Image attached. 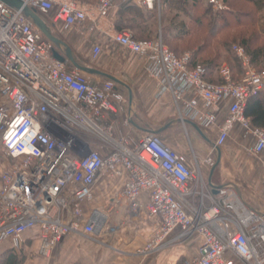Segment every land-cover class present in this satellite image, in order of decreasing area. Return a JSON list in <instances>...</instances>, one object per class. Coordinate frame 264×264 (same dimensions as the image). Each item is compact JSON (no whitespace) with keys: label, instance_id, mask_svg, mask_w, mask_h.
Segmentation results:
<instances>
[{"label":"built area","instance_id":"2783aa9c","mask_svg":"<svg viewBox=\"0 0 264 264\" xmlns=\"http://www.w3.org/2000/svg\"><path fill=\"white\" fill-rule=\"evenodd\" d=\"M15 1L20 7L0 0V248L7 245L9 251L22 253L26 235L35 230L36 255L49 261L67 238L97 235L108 222L112 228L114 213L93 210L86 216L82 206L91 200L97 176L109 174L125 178L119 202L132 217L145 212L159 220L139 255L197 238V256L183 264H264V214L228 184L208 188L201 169L215 167L213 153L239 125L253 138L249 152L264 172V129L244 116L247 103L264 90V71H253L243 50L233 47L243 77L234 81L229 69L222 68L220 82L214 84L204 79V66L189 67L191 54L176 56L161 38L136 40L128 30L111 35L142 61L156 83L155 97H171L180 122L211 129L227 105L208 154L193 164L156 134L116 137L114 121L124 98L115 84L99 85L55 60L53 44L25 14V9L53 13L64 31L85 22L102 31L118 0L94 5ZM135 2L151 8L159 0ZM206 2L213 12L226 10L222 0ZM79 134L96 142L83 141ZM176 231L177 237L169 240Z\"/></svg>","mask_w":264,"mask_h":264},{"label":"crops","instance_id":"0c3cea01","mask_svg":"<svg viewBox=\"0 0 264 264\" xmlns=\"http://www.w3.org/2000/svg\"><path fill=\"white\" fill-rule=\"evenodd\" d=\"M127 3L139 7L143 13L154 12L156 15L158 11L156 6L161 0L159 3L155 2L151 8L139 5L135 0H118L115 8L104 21L102 31L94 29L89 22L64 31L60 23H55L53 18L39 13L38 15L48 32L67 45L78 65L102 74V76L85 74L87 78L99 85L111 81L115 84L117 92L123 96L124 103L114 121L113 133L116 137L129 136L139 139L155 131L165 145L185 155L193 164L200 162L208 154L223 123L227 114V105L222 106L217 125L204 130L199 127L198 122H180L176 106L169 95H164L160 99L155 97L156 83L147 74L142 61L131 55L111 37L114 32L119 31L116 28L119 16L121 15L122 18L127 15L124 11ZM87 26L91 27V30L86 29ZM58 51L63 55L66 53L64 47H60ZM97 52L101 53L98 60L92 59ZM238 131L246 132L241 126L236 125L227 140ZM221 150L222 148L217 149L213 153L214 168L209 169L203 165L201 167L208 188L220 187L224 184L219 179V173H216L217 167L223 164ZM258 163L263 171L259 160ZM206 171L208 172L204 175ZM124 180L125 178H115L109 174L97 176L92 187L91 200L82 205L84 214L88 216L93 210L106 215L114 213L116 223L111 228L112 223L108 222L97 235L87 238L79 235L67 238L54 252L51 259L53 264H183L185 260L197 256L199 240L191 238L182 242L173 241L177 237V231L169 239L173 242L160 251L145 257L138 254L157 229L159 220L148 216L145 212L135 217L129 214L126 204L119 202ZM261 181L264 184V172ZM37 235L35 230L26 235L25 249L17 254L18 258H24L19 264H46L44 259L36 255ZM8 251L7 245L0 248V264H2L1 258Z\"/></svg>","mask_w":264,"mask_h":264},{"label":"trees","instance_id":"16d2710c","mask_svg":"<svg viewBox=\"0 0 264 264\" xmlns=\"http://www.w3.org/2000/svg\"><path fill=\"white\" fill-rule=\"evenodd\" d=\"M222 3L225 5L226 10L213 12L206 0L205 2L204 0H161L164 12L172 10L176 12L177 15V17L167 20V16L163 14L161 18L158 19L162 25V31L160 30V32L164 37V41L166 43L181 42L190 37L193 31L199 30L206 33L207 37H209L207 38L208 40L215 42L214 40H218L221 33L238 27H244L243 25L246 24H249L251 28L258 24V20L263 23V26L262 29L256 33L255 31H251V36H253L252 39L258 38L259 35L264 37V16L259 17V14L264 12V0H222ZM240 4L251 6V10L243 11L242 9H238L237 7ZM126 5L124 11L127 14L128 12L131 13L125 20L119 16L120 19L118 23H116V28L119 31L123 29L130 30L136 40L157 39L158 35L153 38V33H151V29L156 26V19L154 24L155 13L150 12L146 14L135 5H130L129 3ZM178 18H181V20L176 21ZM165 22H167L168 25L163 27ZM240 38L241 42L239 41V45L243 48L245 56L249 60V64L256 69L258 66H262L264 63V49L261 47L253 48L250 45V40L245 39L244 36ZM190 46L194 48L191 52L189 67L195 68L197 66H204V79L210 83H219L218 70L222 63V56L215 55L208 59L206 52L212 45L205 40L199 41L196 39ZM220 47L223 49L224 56H226L229 61H233L240 66L239 73L242 74L244 70L241 66V61L232 50L233 46L231 44L224 45V43H221ZM182 54L183 53L178 56ZM244 116L249 119L253 127L264 129V92H261L257 97L251 99L247 103ZM1 261L2 264H19L18 255L14 251H8L7 254L1 258Z\"/></svg>","mask_w":264,"mask_h":264},{"label":"rangeland","instance_id":"374dc122","mask_svg":"<svg viewBox=\"0 0 264 264\" xmlns=\"http://www.w3.org/2000/svg\"><path fill=\"white\" fill-rule=\"evenodd\" d=\"M2 1H4L5 3H7L8 5L12 7H15V5L9 0H2ZM70 1L78 2V3L86 4V5H94L98 2V0H70ZM156 8L158 10L154 17V24H155V19H156V26L155 28L151 29V33H153L152 37L155 38V36L158 35L157 39L155 40H159V38H161L162 43L176 56H178L181 53H191L194 47L190 45L194 41H196V39H198L199 41L205 40L209 42L212 46L206 52L208 59H210L211 57H214L215 55H219L220 57L222 56V63L218 70V76L222 68H228L230 71L232 80L235 79L234 81H239L243 77V73L242 74L239 73L240 66L233 61H229V59L226 58V56H224L223 49L220 47L221 43H224V45L231 44L233 47H238L243 50V48L240 47L239 45L240 44L239 41L241 42L240 37L244 36L245 39L251 41L250 45L253 48L261 47L264 49V37L259 35L258 38L253 40L252 39L253 36H251V31H255L256 33L260 31V29H262L263 23H261L260 20H258L257 22L258 24H256L255 26L251 28L249 27V24H246V25H243L244 27H238V28L226 31L224 33H221L219 35L218 40L217 39L214 40L215 42L208 40L207 38L209 37H207L206 33L196 30V31H193L190 37L186 38L185 40L181 42H167L166 43L164 41V37L162 36V33L160 32L162 25L158 19L161 18L163 14L167 16V20H170L173 17H177V15H176V12L172 10L171 11L169 10V12L168 11L164 12V10L162 9L163 5L161 3L157 5ZM237 8L242 9L243 11L251 10V6L247 4L246 5L240 4ZM39 14L46 15V17L49 16L51 19L53 18V13H50V14L39 13ZM128 15L129 14L124 15L122 18L127 19ZM263 16H264V12H261L259 14V17H263ZM180 20L181 18H178L176 21H180ZM166 25H168L167 22H165L163 27H165ZM86 29L91 30V27L87 26ZM233 47H232V50H233ZM243 53H244V50H243ZM100 55L101 53L97 52V54L94 55L92 59L98 60ZM251 69L257 73H261L264 71V63L262 66H258L257 69L251 66ZM78 137H80L83 141L92 142V144L93 142L94 143L96 142L94 138H90V136H87L86 134H79ZM252 144H254V140L251 138L248 132H244V131L243 132L238 131L237 133L234 132L230 136V138L225 142L224 146L222 147L221 154L223 157V164L217 167L216 173L217 174L219 173V179H221V181L224 182L223 185L225 184L230 185L232 188L235 189L234 191L238 192L241 199L249 207L254 208L264 214V184L261 181L263 171H261L260 169L258 159L252 156L249 152V149L253 146ZM207 172L208 171L204 172V175H206ZM26 256H29V255H26ZM23 259L24 258H18L19 263ZM51 259L49 261L47 260L46 261L44 260V261L46 262V264H53L51 262L52 261Z\"/></svg>","mask_w":264,"mask_h":264},{"label":"water","instance_id":"95a60500","mask_svg":"<svg viewBox=\"0 0 264 264\" xmlns=\"http://www.w3.org/2000/svg\"><path fill=\"white\" fill-rule=\"evenodd\" d=\"M11 1L15 7H20L19 3L16 2L15 0H9ZM25 14L28 18H30L32 20V22L35 24V26L39 29V31L42 33V35L53 44L54 46V50L52 52L53 58L61 63H69L71 65V67H73L74 69L84 73V74H89V75H99L102 76V74L94 69H90L87 67H82L80 65H78L74 58L72 57V54L70 52V49L67 47V45H65L63 42H61L60 40L56 39L55 37H53L47 30L44 22L41 20V18L39 17L38 14H36L34 11H31L29 9H25ZM60 47H64L66 50V53L63 55L61 54L58 50L60 49ZM153 134H157L155 131L154 132H150Z\"/></svg>","mask_w":264,"mask_h":264}]
</instances>
